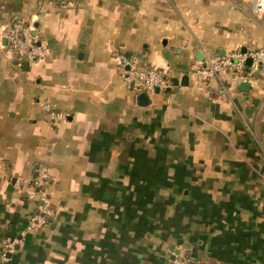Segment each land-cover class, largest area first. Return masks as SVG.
I'll return each mask as SVG.
<instances>
[{
    "label": "crops",
    "instance_id": "obj_1",
    "mask_svg": "<svg viewBox=\"0 0 264 264\" xmlns=\"http://www.w3.org/2000/svg\"><path fill=\"white\" fill-rule=\"evenodd\" d=\"M254 3L0 0V27L47 48L24 67L0 33V264H264V65L192 75L264 45ZM118 50L166 67L165 86L135 89ZM42 167L55 216L27 230L42 201L15 178Z\"/></svg>",
    "mask_w": 264,
    "mask_h": 264
},
{
    "label": "built area",
    "instance_id": "obj_2",
    "mask_svg": "<svg viewBox=\"0 0 264 264\" xmlns=\"http://www.w3.org/2000/svg\"><path fill=\"white\" fill-rule=\"evenodd\" d=\"M58 2L70 5L75 0H57ZM253 15L256 19L264 20V0H255ZM0 33L6 40L7 46L12 54L19 61L28 60L34 62L41 59L47 52V48L41 43L37 34H30L22 24H13L9 27H0ZM251 58L249 65L247 60ZM115 64L122 77L132 86L150 94L155 93L157 87H164L167 82L168 70L166 67L157 64L139 66L135 56L118 50L113 53ZM264 65V45L252 49H237L224 55L207 53L201 63L192 69L195 81L206 82L212 77L222 76L229 72L242 75L248 67ZM47 115L52 123L66 118V112L59 110L50 101L45 102ZM51 181V174L42 167L31 181H25L21 176L15 178V184L19 189H25L32 199H39V213L31 216L27 230H36L46 224L55 216V209L50 205L46 187ZM170 264H198L186 256L173 252Z\"/></svg>",
    "mask_w": 264,
    "mask_h": 264
},
{
    "label": "water",
    "instance_id": "obj_3",
    "mask_svg": "<svg viewBox=\"0 0 264 264\" xmlns=\"http://www.w3.org/2000/svg\"><path fill=\"white\" fill-rule=\"evenodd\" d=\"M242 50L244 51V50H246V49L243 48ZM247 62H248V64H251V63H252V59L249 58V59L247 60ZM21 64H23L24 67H27V66L29 65V61H28V60H24V61H22ZM188 77H189L188 74H186V75L183 77V82H184V83H186V82L188 81ZM239 86H240L241 88H243V89H247L248 86H249V81H248V80H242ZM159 89H160V87H157V90H159Z\"/></svg>",
    "mask_w": 264,
    "mask_h": 264
},
{
    "label": "trees",
    "instance_id": "obj_4",
    "mask_svg": "<svg viewBox=\"0 0 264 264\" xmlns=\"http://www.w3.org/2000/svg\"><path fill=\"white\" fill-rule=\"evenodd\" d=\"M189 260H191V261L195 262L194 260H192V259H190V258H189ZM195 263H197V262H195Z\"/></svg>",
    "mask_w": 264,
    "mask_h": 264
},
{
    "label": "rangeland",
    "instance_id": "obj_5",
    "mask_svg": "<svg viewBox=\"0 0 264 264\" xmlns=\"http://www.w3.org/2000/svg\"><path fill=\"white\" fill-rule=\"evenodd\" d=\"M226 1V0H225Z\"/></svg>",
    "mask_w": 264,
    "mask_h": 264
}]
</instances>
